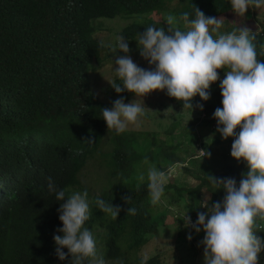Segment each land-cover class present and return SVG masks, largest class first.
Segmentation results:
<instances>
[{
    "label": "trees",
    "instance_id": "obj_1",
    "mask_svg": "<svg viewBox=\"0 0 264 264\" xmlns=\"http://www.w3.org/2000/svg\"><path fill=\"white\" fill-rule=\"evenodd\" d=\"M180 1V5L168 8L169 3L161 0H0V264H69L71 256L66 248L62 249L65 260L55 255L53 235H62L56 231L62 227L57 212L61 202L48 193V177L66 195L87 191L90 219L85 227L106 247V259H119L123 264H163L157 254L145 260L129 257L151 238L172 206L186 212L194 223L197 213L206 211L201 207L204 203L211 206L223 199L222 189L212 192L215 189L208 175L231 177L238 184L241 174L247 172L243 160L237 162L230 156L232 141L227 146L219 145L215 138L209 144L198 143L205 156L193 157L192 153L183 159L176 151L177 144L166 145L169 149H165V143L152 136L139 146L136 134L117 135L103 128L100 109L108 107L92 91L89 71L101 69L99 59L104 50L90 36L92 20L166 11L180 23L185 13L189 19L194 18L195 8L206 17H225L231 12L228 0ZM148 26L158 28L153 20H147L124 26L120 35L136 42L137 34ZM221 28L220 34L234 30L232 25ZM212 35L215 38L217 33ZM254 35L257 59L264 63V35ZM218 85V80L210 85L211 101L192 98V111L202 103L204 112L210 115L208 123L216 124L212 114L222 107ZM161 91L168 102L183 107L182 102ZM120 96L128 100L133 94L122 91ZM106 138L110 150L103 156ZM145 145L148 151L141 159L134 157L132 147L143 149ZM153 146L156 148L151 152ZM195 146L193 143V150ZM98 157L102 161L106 157L107 171L100 194L95 195L82 184V178L89 162L99 161ZM180 161L192 166V170H185L194 175L197 184L183 187L165 183L162 197L168 198L166 203L162 208L161 201L152 206L147 172L143 181L142 175L136 180L132 176L135 166L150 163L165 171ZM96 186L98 190V183ZM97 196L119 206L116 219L95 207L92 201ZM126 196L131 197L128 203L122 199ZM130 207L137 209L136 215L127 214ZM183 217L173 215V223L184 222ZM253 231L264 240V220H256ZM200 233L193 231V239L197 240ZM121 243L126 245L124 250ZM263 257L264 251L258 264Z\"/></svg>",
    "mask_w": 264,
    "mask_h": 264
},
{
    "label": "clouds",
    "instance_id": "obj_2",
    "mask_svg": "<svg viewBox=\"0 0 264 264\" xmlns=\"http://www.w3.org/2000/svg\"><path fill=\"white\" fill-rule=\"evenodd\" d=\"M228 4L238 17H243L246 9L264 8V0H228ZM152 14L119 16L131 19V23L153 20L158 28L146 27L143 33L137 34L136 42L120 35L121 30H118L123 26L116 30V44L114 48H110V53L115 54L119 50L125 55L116 57L113 68L116 80L109 84L119 95L122 91H127L133 94L132 97L141 99L153 91L162 93L161 90H164L169 97L182 102L183 107H177L166 100L168 103L192 112V98L198 96L200 101L206 102L210 97V85L219 81L222 107L214 110L212 118L216 124L212 122L211 128H216L221 139L233 138L230 156L237 162L243 160L247 172L241 174L238 184L231 177L221 179L208 175V182L215 189L212 192L222 189L223 199L211 206L204 203L201 207L206 211L198 212L194 223L186 215L183 219L185 225L195 233H204L203 239L199 241V245L203 246V264H258L259 254L264 251V240L253 231V225L256 220H264V63L257 59L253 43L255 35L247 27H237L231 32L220 34L218 30L222 27V18L206 17L196 8L194 18L189 19L188 13L181 17L187 30H165ZM161 14L164 13L154 15ZM137 15H143L146 19L140 21L136 19ZM172 23L173 18L170 16L168 24ZM93 32L99 35L97 30L93 29ZM260 32L255 33L264 35ZM212 33H217L215 38ZM95 38L105 52L106 46L99 38ZM129 43L137 44L139 55L150 66L154 65L152 70L140 68L132 61L127 55L130 51ZM217 69H223V79L219 80ZM129 99L118 98L112 102L111 107L102 101L108 107L100 109L103 128L113 130L117 135L122 132L135 134L125 132V129L128 124L138 121L145 107L137 103L136 99L124 103ZM195 108L194 111L202 113L200 122L209 119L210 115H206L202 103H197ZM237 128L239 131H235ZM88 143L91 144V140ZM195 145V152L203 151L197 143ZM137 149H140L139 154ZM141 149L142 147H132L133 156L141 159L148 151L146 145ZM122 152L123 148L116 154L120 156ZM166 170L155 167L147 170L146 187L152 206L161 201L167 180ZM46 179L48 193L54 194L55 200L61 202L57 212L62 227L56 231L62 235H53L57 258L60 261L65 260L66 253L62 249L66 248L67 255L71 256L69 264H109L108 260L112 261L111 264H123L119 259H106V247H103L96 233L85 227V222L90 219L87 191H71L66 195L65 190L57 189L51 177ZM143 179V176L140 177L141 181ZM122 199L128 203L131 197ZM205 199L208 201V197ZM92 203L101 213L112 219H116L120 212L119 206L106 203L99 196ZM136 212V208L130 207L127 214L136 215ZM191 238V235L187 236V239ZM120 247L124 250L126 245L121 243ZM259 264H264V257Z\"/></svg>",
    "mask_w": 264,
    "mask_h": 264
},
{
    "label": "rangeland",
    "instance_id": "obj_3",
    "mask_svg": "<svg viewBox=\"0 0 264 264\" xmlns=\"http://www.w3.org/2000/svg\"><path fill=\"white\" fill-rule=\"evenodd\" d=\"M161 1L169 3L168 8L176 6L178 3L180 5L181 2L180 0ZM163 13L164 14L159 16L152 14V17L157 20L159 25L164 26L165 30H167V28L187 30L185 22L179 23L173 14H166V11ZM170 16L173 18V23L171 25L168 24V17ZM218 18H222V25H232L234 29L237 27H247L251 32L255 33L256 31L260 32L262 30L264 33V8L258 10L252 8L246 9L243 17H238L231 11L226 14L225 17L220 16ZM136 19L143 21L146 18L143 15H137ZM93 21V29L97 30L99 35L92 32L90 36L99 38L103 45L106 46V51L99 59V62L102 63L101 69L96 72L89 71L90 86L96 96L111 107L114 100L121 98L119 94L114 92L109 84L116 78L113 71L115 67L114 61L117 56H123L125 54L119 50H117L115 54H112L110 53V48H114L116 44V42H114L116 30L132 21L131 19L119 17L97 18ZM165 23L167 24L165 25ZM120 30L121 29H119L118 32ZM218 32H223L222 28H220ZM128 46L130 51L127 55L130 56L138 67L146 70H152V68H154V65L150 66L147 61L139 55L137 44L129 43ZM90 65L91 63L89 67ZM217 73L219 80L224 78L223 70H217ZM135 99L137 103L144 105V113L138 118L135 124H128L125 132H134L137 136L139 146L153 136L156 140L161 139L165 143V149H169L166 145L174 146L177 144L178 148H176V151L183 159H186L191 156L192 153L193 157L200 155L202 157L205 156L204 151L195 152V150H193V143L198 144L199 142H204L209 144L215 138L219 141V145L227 146L231 143L229 141L233 140L232 137L221 139L220 134L216 132V128H211L212 122L208 123V120L200 122L202 120V113L200 111L189 112L185 109L176 108L174 105L168 103L163 94L159 91L146 94L142 99L139 97L136 98L135 96L131 97L128 102L124 103L133 102ZM209 100L211 101V99ZM208 117L210 118V116ZM198 122L200 123L198 124ZM235 131H239V128ZM155 148L156 146H153L152 150L154 151ZM109 150L108 139L106 138L102 150L103 156H105ZM137 153H140V149H137ZM98 159L100 160L89 162L90 167L89 169L83 170L82 178L84 181L82 184L88 186L91 193L95 195L100 194L99 186L104 184L105 172L107 170L104 167L106 157L103 161L101 157H98ZM149 167L153 166L150 163H139L135 166L132 176L138 180L141 175L143 176V174L147 172ZM185 168L192 170V166L186 161H180L177 165L170 166L165 172L167 174L166 183H175L183 187H192L196 185L197 180L193 177L194 175L187 172ZM96 183H98V190ZM167 199L168 198L161 197V208L164 203H166ZM170 212L173 213V215H186V212L179 210L175 206H172ZM170 212H167V214L159 220L160 222L157 223L156 232L151 235L148 242L141 248L132 252L131 257H129L130 259L139 258L145 260L149 256L157 254L163 264H203V246L199 245V241L203 239V231L200 233V237L197 240L193 239L194 234L193 231L190 230V227H187L185 222L173 223L174 218ZM188 235H191V240L187 239ZM108 261L109 264H111L112 261Z\"/></svg>",
    "mask_w": 264,
    "mask_h": 264
}]
</instances>
